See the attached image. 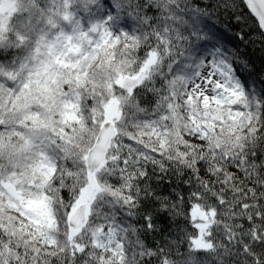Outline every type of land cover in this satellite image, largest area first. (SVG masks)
Segmentation results:
<instances>
[{
	"label": "snow or ice",
	"instance_id": "obj_1",
	"mask_svg": "<svg viewBox=\"0 0 264 264\" xmlns=\"http://www.w3.org/2000/svg\"><path fill=\"white\" fill-rule=\"evenodd\" d=\"M222 14L264 43V0H0V264H264V74Z\"/></svg>",
	"mask_w": 264,
	"mask_h": 264
},
{
	"label": "trees",
	"instance_id": "obj_2",
	"mask_svg": "<svg viewBox=\"0 0 264 264\" xmlns=\"http://www.w3.org/2000/svg\"><path fill=\"white\" fill-rule=\"evenodd\" d=\"M213 21L216 22L217 27L219 28H226L228 24L232 25L230 28H227L226 38L230 41V44L232 46H235L239 49L242 57L249 62V65L253 71V77L251 78L264 74V43H262L261 37L254 34L255 30L253 29L250 32V25H237L234 21H229L226 14H222L219 20H217V18L214 16ZM241 30H243L244 32H249L248 40L252 42H240L235 38L234 34ZM241 74L246 78L251 79L250 77H248L247 72L241 70ZM176 184H179V180L176 177L165 176L162 185V191L166 194L167 192L171 191L172 187ZM160 223L166 229L169 227V222L164 218L161 219ZM171 229L173 232H175L176 225L172 224ZM152 239L159 240L160 237H149L150 241Z\"/></svg>",
	"mask_w": 264,
	"mask_h": 264
}]
</instances>
